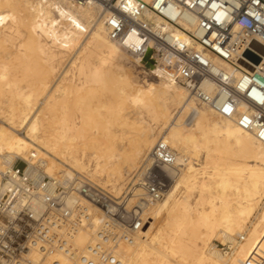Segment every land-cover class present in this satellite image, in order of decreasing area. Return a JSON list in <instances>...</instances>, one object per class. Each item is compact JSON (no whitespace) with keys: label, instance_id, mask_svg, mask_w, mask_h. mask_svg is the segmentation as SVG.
<instances>
[{"label":"bare ground","instance_id":"6f19581e","mask_svg":"<svg viewBox=\"0 0 264 264\" xmlns=\"http://www.w3.org/2000/svg\"><path fill=\"white\" fill-rule=\"evenodd\" d=\"M76 47L64 72L63 82L72 76L69 84H58L42 102L43 111L52 114L44 118L50 119L47 128L40 114H32L37 94L49 90L56 62ZM127 60L142 67L108 38L98 4L0 0V171L20 159L38 163L50 177L84 174L119 195L130 181L127 175L164 141L177 153L181 170L169 193L149 210L136 245L123 249V264H240L264 235V144L191 100L155 67L151 72L159 82L134 81L135 68ZM20 69L33 77L19 80L14 72ZM82 106L90 114L78 120L72 110L81 112ZM101 111L107 124L135 129L134 139L120 149L123 155L114 144L115 152L104 150L116 132L96 124L93 114ZM245 231L247 240L235 256L212 245L231 243ZM87 242L85 234L77 237L78 245Z\"/></svg>","mask_w":264,"mask_h":264},{"label":"built area","instance_id":"2783aa9c","mask_svg":"<svg viewBox=\"0 0 264 264\" xmlns=\"http://www.w3.org/2000/svg\"><path fill=\"white\" fill-rule=\"evenodd\" d=\"M71 1L98 4L108 38L145 75L155 67L264 144V0ZM180 170L177 153L160 141L116 195L84 174L50 177L17 159L0 171V264H123V249L136 245ZM247 235L215 246L235 256ZM240 264H264V235Z\"/></svg>","mask_w":264,"mask_h":264},{"label":"rangeland","instance_id":"374dc122","mask_svg":"<svg viewBox=\"0 0 264 264\" xmlns=\"http://www.w3.org/2000/svg\"><path fill=\"white\" fill-rule=\"evenodd\" d=\"M23 32H24V34L26 33V30L25 29H23ZM88 38H89V36L88 35H86L85 37H84V39H83V44L84 43H86L87 41H88ZM16 42V41H15ZM78 47V46H77ZM75 48L74 50H72V52L70 53V57H67V58H65L63 61H59V62H56V63H60V65L59 66H57V72H56V74H55V76H53V78H52V80H51V86H50V88H49V90L44 94V93H39V94H37V95H39V97H37V101H35V103H36V105L34 106L35 107V110H32L33 112H32V114H34V115H38V114H40L39 116L41 117V118H43L42 120H44V118H50V116H52V114H50V112L49 113H47V111H43V110H46V109H44L45 108V105H43L42 104V102H43V100L46 98V95H49V94H52L53 92H52V90L54 91V89H55V87H57L58 86V84L60 85L61 83H64L63 82V79H64V75H65V73L68 71V70H70L69 68L71 67V65H72V62L74 61V58L76 57L75 56V54H74V51L76 50V52H77V49H79V48ZM15 50H12V52H14ZM9 52H11V50L9 51ZM127 63H128V65L129 66H131V67H134L135 69H134V71H132L131 72V76H132V78L134 79V81H136V82H139L140 80H142L144 77H145V79H149V80H151V81H153V82H159V77L157 76V75H155L154 73H151V74H149V76H147V75H145V74H143L144 72L143 71H145L144 69H142V67H139L136 63H134V62H132V61H130V60H127ZM57 65V64H56ZM24 71L22 70L21 71V69L20 70H17V71H15L14 73H15V77H17L19 80H22L23 78H26V77H31V75H29V74H27V73H23ZM65 72V73H64ZM148 72V71H147ZM20 77V78H19ZM32 77H33V75H32ZM31 77V78H32ZM36 77V76H35ZM67 78V81L64 83V84H69V82L68 81H70L71 79H72V76H71V74L69 73L68 74V76L66 77ZM69 78V79H68ZM25 83H23L22 85H24ZM52 89V90H51ZM49 92H51V93H49ZM45 97V98H44ZM42 100V101H41ZM41 105V106H40ZM201 106V105H200ZM42 108V109H41ZM127 109H126V113H130L132 110H133V108L131 107V106H129V105H127V107H126ZM34 109V108H33ZM41 110H42V112H41ZM86 110V108L85 107H83L82 106V111L81 112H79V111H77V110H72V112H74V114H75V118H78V120L79 119H81L82 117H86L87 116V114L86 113H89L87 110ZM84 111V112H83ZM86 112V113H85ZM96 113L97 112H94V114H93V117H94V121L96 122V124L98 125V126H103V125H105V126H111V128H112V130H115V132L117 133H115V138H114V141L112 142V140L110 141V144L109 145H107V147L106 146H103L105 149V151H106V153H111L112 151H113V148H114V145H115V147L116 148H114V149H116V151H117V148H118V151L121 153V155H123V152H124V150H125V148H127V146L129 145V143L134 139V136H135V134H136V131H135V129H133V128H131L132 126H124V125H121V124H119L120 122H112V123H110V125L109 124H107V122H106V118L104 117L105 115H103L104 113L101 111V115L100 116H98V113H97V115H96ZM85 114V115H84ZM90 114V113H89ZM47 117H46V116ZM79 115V116H78ZM80 116H81V118H80ZM96 116V117H95ZM77 120V121H78ZM85 121H86V119H84ZM150 118H146V123L147 124H153V122H150ZM0 126H3L4 125V123L2 122V119H0ZM49 121H50V119H49ZM49 121H48V119L46 120H44L42 123H43V125L45 124L46 125V123L48 122L49 123ZM46 122V123H45ZM100 122H102V123H100ZM96 124L94 125V124H92V126H96ZM44 125V126H45ZM117 125V126H116ZM119 125H120V127H119ZM48 126V124L45 126V127H47ZM124 126V127H123ZM48 128V127H47ZM126 128V129H125ZM121 129H124L123 131H120ZM117 130H119V131H117ZM21 133H24V131L22 130V131H20ZM120 132V134H118ZM123 133V135H122V137H121V134ZM120 136V138H117V137H119ZM117 138V139H116ZM122 138V139H121ZM119 139V140H118ZM116 140H118V141H116ZM114 144V145H113ZM113 147H112V146ZM124 148V149H123ZM120 149H121V151H123V152H121L120 151ZM91 151H92V149H90ZM113 152H115V151H113ZM201 157H203V154H200V156L198 157L199 159L201 158ZM143 163V162H142ZM142 163H139L137 166H139V167H137V169L135 170V171H131L127 176H128V179H127V182L130 180V178H131V176L134 174V173H136L137 172V170H139V168H140V166H141V164ZM19 166V168H23V164H19L18 165ZM45 170H46V168H45ZM55 177H63V175L61 174V173H56L55 174ZM96 182V181H95ZM98 183V182H97ZM98 184H100V185H102L101 183H98ZM103 186V185H102ZM184 192V193H183ZM182 193L184 194H181V195H183V196H185L186 195V191L183 189L182 190ZM196 193L197 192H194L193 194H192V197L190 198V204L191 205H193L194 206V204H195V202H196V199H197V195H196ZM180 197V196H179ZM264 205V202L262 203V205H261V207ZM260 211V209L258 210V212ZM258 212H257V214H258ZM257 214H256V216H257ZM255 216V217H256ZM255 217L252 219V221H254L255 220ZM250 227H251V224H248L247 225V229H250ZM204 231V230H203ZM245 232H247V231H245ZM244 232V233H245ZM248 236V235H247ZM216 243H222V244H227V242H222V240H214V241H212V245H214L215 246V244ZM219 250V249H218Z\"/></svg>","mask_w":264,"mask_h":264},{"label":"water","instance_id":"95a60500","mask_svg":"<svg viewBox=\"0 0 264 264\" xmlns=\"http://www.w3.org/2000/svg\"><path fill=\"white\" fill-rule=\"evenodd\" d=\"M256 61L258 62L259 60H258V59H256Z\"/></svg>","mask_w":264,"mask_h":264}]
</instances>
